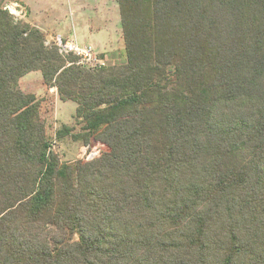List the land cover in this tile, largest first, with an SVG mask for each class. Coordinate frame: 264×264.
<instances>
[{
    "label": "trees",
    "instance_id": "1",
    "mask_svg": "<svg viewBox=\"0 0 264 264\" xmlns=\"http://www.w3.org/2000/svg\"><path fill=\"white\" fill-rule=\"evenodd\" d=\"M116 2L93 67L0 6V264H264V0ZM32 72L98 157L52 151Z\"/></svg>",
    "mask_w": 264,
    "mask_h": 264
},
{
    "label": "rangeland",
    "instance_id": "2",
    "mask_svg": "<svg viewBox=\"0 0 264 264\" xmlns=\"http://www.w3.org/2000/svg\"><path fill=\"white\" fill-rule=\"evenodd\" d=\"M17 1L29 5L31 18H36L42 23L43 31L46 35L49 34L47 36H61L63 40L72 41L76 38L75 42L79 47L91 45L97 53H102L94 55L99 60L97 65L113 66L125 62L120 18L115 0ZM3 3L5 1H1L0 6H3ZM21 9L23 15H20L18 19L27 23V18L24 16L25 9L19 7L16 11ZM54 41L55 38L50 40V43ZM18 86L23 93L33 94L40 101V115L46 122V135L52 145V151L59 156L60 160L62 162L85 161L86 156L82 152L84 146L68 139L57 141L54 137L56 131L63 125L74 124L76 105L72 102H60L54 89L45 88L39 72L25 75Z\"/></svg>",
    "mask_w": 264,
    "mask_h": 264
},
{
    "label": "built area",
    "instance_id": "3",
    "mask_svg": "<svg viewBox=\"0 0 264 264\" xmlns=\"http://www.w3.org/2000/svg\"><path fill=\"white\" fill-rule=\"evenodd\" d=\"M1 8L5 11H7L15 21H19V16L23 15V10L16 11V8L19 7L12 3H5ZM18 14H17V13ZM53 44L56 46L57 51L61 55H68L73 54L79 58V64L86 65L89 67H93L92 64L94 63L97 65V62L99 61L97 58L94 57L92 50L90 48H79L75 43L70 41H64L60 38L55 39ZM83 155L86 156L85 161L92 160L100 155L99 151H90L88 150V147H83Z\"/></svg>",
    "mask_w": 264,
    "mask_h": 264
},
{
    "label": "crops",
    "instance_id": "4",
    "mask_svg": "<svg viewBox=\"0 0 264 264\" xmlns=\"http://www.w3.org/2000/svg\"><path fill=\"white\" fill-rule=\"evenodd\" d=\"M2 1H5V3H12V4H15V5H17L18 7H23L24 9H25V15L24 16H26V22L29 24V25H31V26H33V27H35V28H37L40 32H42L44 35H45V37H46V40L47 41H49L48 43H50V40H52L53 38H55V39H57V38H60V39H62L63 40V38L61 37V36H58V37H56V36H54V37H49V36H47V35H49V34H47L46 35V33L43 31V25H42V23L41 22H39L36 18H31V12H30V10H29V5L28 4H25V2H21V1H17V0H2ZM116 1V0H115ZM5 3H3V4H5ZM27 3V2H26ZM117 3V2H116ZM27 5V6H26ZM119 12V11H118ZM33 17V16H32ZM120 18V17H119ZM73 38V37H72ZM75 41H77L76 40V38H73ZM121 39H122V36H121ZM64 41H70V42H73V43H75L77 46H78V44L75 42V41H72V40H67V39H65ZM79 47V46H78ZM79 48H90L91 50H92V53H93V55H96V54H98V55H100V54H102V53H97L95 50H94V48L91 46V45H89V46H85V47H79ZM113 52H115V51H113ZM109 53H111V52H109ZM46 88V87H45ZM49 90V89H48ZM55 90V89H54ZM55 92H56V90H55ZM56 95H57V93H56ZM58 97V96H57ZM60 101V100H59ZM61 102V101H60ZM66 125V124H65Z\"/></svg>",
    "mask_w": 264,
    "mask_h": 264
}]
</instances>
